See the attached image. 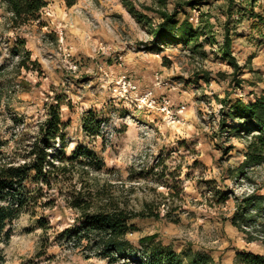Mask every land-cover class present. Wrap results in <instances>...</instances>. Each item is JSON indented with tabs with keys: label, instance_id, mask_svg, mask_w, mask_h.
Masks as SVG:
<instances>
[{
	"label": "rangeland",
	"instance_id": "374dc122",
	"mask_svg": "<svg viewBox=\"0 0 264 264\" xmlns=\"http://www.w3.org/2000/svg\"><path fill=\"white\" fill-rule=\"evenodd\" d=\"M126 1L149 18L148 29L136 24L122 0H77L70 9L61 0H53L43 11L44 27L31 25L17 31L9 30L0 14V152L4 160L20 163L16 156L24 153L44 118V104L52 101L53 93L61 94L66 154L76 145L92 150L105 166L90 176L98 187L111 188L113 196L128 201L135 211L149 204L158 215L135 221L136 232L127 236L132 248L139 249L140 238L155 235L177 252L198 251L214 264H235L237 250L264 256L262 234L248 243L229 223L235 198L264 195V166L247 170L246 178L230 179L227 169L242 161L244 140L234 137V130L219 127L217 103L230 92L241 103L261 96L264 45L257 42L264 39V27L254 33L245 19L237 25L232 56L238 66L252 56L248 70L259 74L243 71L237 79L239 87L232 91L231 68L216 60L209 46L203 48L206 59L194 57L180 45L159 47L157 58L149 51L152 31L171 30L160 15L164 10L159 1L165 2L169 14L176 0ZM226 6V0L212 1L209 9L193 13L194 24L198 14L207 12L213 32L222 34ZM255 12L264 16V0H258ZM18 38L25 41L29 60L35 63H27V70L16 68L18 58L12 47ZM102 48L108 50L102 52ZM203 72L209 74L207 82L199 77ZM155 78L167 86L159 87ZM249 93L253 95L248 99ZM8 100L12 103L6 110ZM87 111L107 118L101 138L83 134L80 119ZM13 117L23 123L16 126ZM227 146L233 151L226 157L220 148ZM158 180L165 188L158 186ZM207 182L210 188L227 191L225 203L216 204ZM52 194L55 203L50 210L36 209V217L24 213L12 222L9 242L0 244L4 264H105L96 258L86 260L80 252L54 241L57 233L73 224L75 214ZM40 216L52 228L46 234L35 225ZM40 252L46 257L37 258Z\"/></svg>",
	"mask_w": 264,
	"mask_h": 264
},
{
	"label": "trees",
	"instance_id": "16d2710c",
	"mask_svg": "<svg viewBox=\"0 0 264 264\" xmlns=\"http://www.w3.org/2000/svg\"><path fill=\"white\" fill-rule=\"evenodd\" d=\"M52 1L0 0V14L11 31L31 25L42 28L43 11ZM61 1L67 9L77 3V0ZM212 1L218 0H176L169 14L165 11V2L159 1L164 10L160 15L171 25V30L163 34L152 31L153 39L148 49L158 54L159 47L180 45L194 57L206 59L203 48L209 46L214 49L215 59L231 68L230 88L234 91V87H239L237 79L243 71L259 74L248 70L252 56L243 66H238L232 56V37H237L235 29L245 19L250 22V31L255 33L264 27V16L255 12L258 0H226L223 32L217 35L207 20V12L198 14V24H194L192 16L195 11L200 13L202 9H209ZM122 5L137 25L149 28L150 20L147 16L136 13L132 4L126 0H122ZM257 43L264 45V39ZM24 47V40L15 39L12 53L18 58L16 68L27 70V63H35L30 62ZM199 77L205 82L209 80V74L204 72ZM247 95L249 99L253 94ZM63 98L61 94L53 93L52 101L44 104V118L36 125L24 153L16 156L20 158V163L17 160H4L0 152V244L6 245L9 242V227L20 215L25 213L34 218L36 209L50 210L55 203L54 193L63 206L75 214L73 224L57 233L54 241L80 252L86 260L96 258L105 264H214L210 256L198 251L177 252L169 245L157 241L155 235L140 238L139 249L131 247L127 236L136 232L135 221L157 219L158 215L154 214L149 204H142L140 211H135L128 201L113 196L109 190L111 188L98 187V183L94 182V178L90 179V176L101 173L105 166L92 150L76 145L66 154V125L60 114V108L64 105ZM250 99L241 103L230 92L217 100L221 106L219 127L234 130L232 135L244 140L242 161L227 169L233 180L246 178L247 170L264 166V90L261 96ZM11 103V100L6 102V110L10 109ZM12 121L18 127L23 123L21 118L16 117ZM80 125L86 137L101 138V128L108 126V120L101 113L87 111L82 113ZM220 150L227 157L233 147H221ZM156 183L165 188L161 180ZM209 184L207 182V187ZM209 189L217 205L227 201L226 190L215 187ZM229 223L237 232L246 236L248 243L256 240L257 233L264 236V195L252 193L240 199L235 198L234 212ZM35 225L44 234L52 229L43 216L36 218ZM36 257H46V254L40 252ZM233 258L235 264H264V256L247 251L237 250ZM46 259L50 260L48 257ZM0 264H4L1 254Z\"/></svg>",
	"mask_w": 264,
	"mask_h": 264
},
{
	"label": "built area",
	"instance_id": "2783aa9c",
	"mask_svg": "<svg viewBox=\"0 0 264 264\" xmlns=\"http://www.w3.org/2000/svg\"><path fill=\"white\" fill-rule=\"evenodd\" d=\"M108 49H105V48H102L101 49V51L102 52H105V51H107ZM154 57H158V55L157 54H154L153 55ZM73 68L75 69V66H73ZM155 80H156V82H157V85L159 86V87H165V86H167V83L166 82H161L158 78H155Z\"/></svg>",
	"mask_w": 264,
	"mask_h": 264
}]
</instances>
